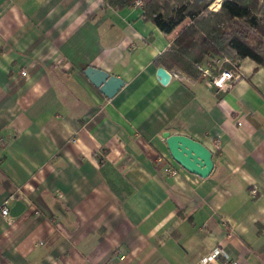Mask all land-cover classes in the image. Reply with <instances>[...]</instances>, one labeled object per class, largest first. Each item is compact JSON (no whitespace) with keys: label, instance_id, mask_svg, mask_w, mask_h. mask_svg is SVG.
Here are the masks:
<instances>
[{"label":"crops","instance_id":"0c3cea01","mask_svg":"<svg viewBox=\"0 0 264 264\" xmlns=\"http://www.w3.org/2000/svg\"><path fill=\"white\" fill-rule=\"evenodd\" d=\"M141 13L0 0V264H264V65L162 84L174 33ZM87 66L122 86L105 96ZM163 131L205 145L211 173L175 162Z\"/></svg>","mask_w":264,"mask_h":264},{"label":"trees","instance_id":"16d2710c","mask_svg":"<svg viewBox=\"0 0 264 264\" xmlns=\"http://www.w3.org/2000/svg\"><path fill=\"white\" fill-rule=\"evenodd\" d=\"M144 0L141 18L165 34H173L154 63L178 69L189 78L200 76L199 65L209 61L217 74L250 58L264 65V0ZM115 8L134 0H105Z\"/></svg>","mask_w":264,"mask_h":264},{"label":"water","instance_id":"95a60500","mask_svg":"<svg viewBox=\"0 0 264 264\" xmlns=\"http://www.w3.org/2000/svg\"><path fill=\"white\" fill-rule=\"evenodd\" d=\"M84 73L98 87L99 91L107 97L113 96L123 84L120 77L109 75L93 66H87ZM155 73L162 84L167 83L171 76L170 72L163 66H158ZM162 136L165 138L172 159L181 167L202 177L211 173L214 165L212 153L200 141L185 134H171L169 131H163ZM22 204L21 201L17 200L14 205L15 209L10 208V214L16 215L23 207ZM14 210L16 211L14 212Z\"/></svg>","mask_w":264,"mask_h":264},{"label":"built area","instance_id":"2783aa9c","mask_svg":"<svg viewBox=\"0 0 264 264\" xmlns=\"http://www.w3.org/2000/svg\"><path fill=\"white\" fill-rule=\"evenodd\" d=\"M144 0H134V2L132 3L135 6H139L142 7ZM210 8H212V6L210 5ZM199 69H200V77L204 78V79H208L210 80L215 86L217 87H222L224 82L226 80L229 79H235L236 78V74L233 70V68H224L222 69L219 73L215 74L212 69H211V64L209 61H203L200 65H199ZM170 75H173L174 77L180 78L183 77L185 74L182 73L181 71H179L178 69H171L170 71ZM21 74L25 75L26 71L25 70H21ZM167 171L171 174H175V170L171 169V168H167ZM252 192H255V189L252 190ZM0 212L3 215H7L8 213V206L3 204L0 206ZM219 254H221V249H219L218 247H215L214 249H212L210 252H208L207 254H205L201 260L202 261H208V260H213L215 259ZM226 264H239L237 260L231 259L229 260Z\"/></svg>","mask_w":264,"mask_h":264},{"label":"rangeland","instance_id":"374dc122","mask_svg":"<svg viewBox=\"0 0 264 264\" xmlns=\"http://www.w3.org/2000/svg\"><path fill=\"white\" fill-rule=\"evenodd\" d=\"M222 0H215L212 4H211V6H212V8L211 9H216L219 5H220V2H221Z\"/></svg>","mask_w":264,"mask_h":264}]
</instances>
